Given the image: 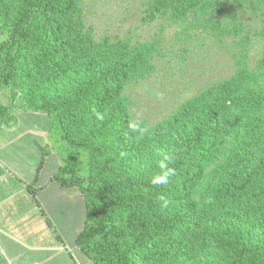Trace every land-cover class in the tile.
<instances>
[{"label": "trees", "instance_id": "trees-1", "mask_svg": "<svg viewBox=\"0 0 264 264\" xmlns=\"http://www.w3.org/2000/svg\"><path fill=\"white\" fill-rule=\"evenodd\" d=\"M202 1L159 3L180 18ZM76 11L75 0H0V89L20 90L21 105L51 119L65 154L52 180L85 202L76 245L94 264H264L255 239L264 234V120L245 114L254 94L244 87L235 96L242 83L224 82L138 134L121 99L138 59L125 45H92L72 21ZM242 115L248 134L199 205L193 193ZM165 155L175 175L153 185Z\"/></svg>", "mask_w": 264, "mask_h": 264}, {"label": "rangeland", "instance_id": "rangeland-1", "mask_svg": "<svg viewBox=\"0 0 264 264\" xmlns=\"http://www.w3.org/2000/svg\"><path fill=\"white\" fill-rule=\"evenodd\" d=\"M75 2L72 21L80 20V31L92 45H125L139 61L121 92L138 134L151 130L188 100L231 80L242 83L235 96L244 87L254 94L247 101V118L264 120V0H204L180 18L159 0ZM5 36L0 33V41ZM0 90L9 103H24L20 90L11 86ZM246 128L242 115L222 139L216 159L193 193L199 205L213 197L230 153L248 134ZM50 146L62 160L65 154L51 137ZM88 159L89 153L80 149L84 176L92 173ZM255 239L264 243V234Z\"/></svg>", "mask_w": 264, "mask_h": 264}, {"label": "crops", "instance_id": "crops-1", "mask_svg": "<svg viewBox=\"0 0 264 264\" xmlns=\"http://www.w3.org/2000/svg\"><path fill=\"white\" fill-rule=\"evenodd\" d=\"M50 127L47 113L11 104L0 90V264H94L75 242L83 196L52 180L62 160Z\"/></svg>", "mask_w": 264, "mask_h": 264}, {"label": "clouds", "instance_id": "clouds-1", "mask_svg": "<svg viewBox=\"0 0 264 264\" xmlns=\"http://www.w3.org/2000/svg\"><path fill=\"white\" fill-rule=\"evenodd\" d=\"M170 163H172V157L165 155L163 161L159 165L161 172L151 178V183L153 185L159 186L169 183L170 178L175 175V169L169 166ZM161 199H163V197H161ZM164 203L166 205L167 201L165 200Z\"/></svg>", "mask_w": 264, "mask_h": 264}, {"label": "water", "instance_id": "water-1", "mask_svg": "<svg viewBox=\"0 0 264 264\" xmlns=\"http://www.w3.org/2000/svg\"><path fill=\"white\" fill-rule=\"evenodd\" d=\"M190 17H191V18H193V17H194V13H193V12H191V14H190Z\"/></svg>", "mask_w": 264, "mask_h": 264}]
</instances>
